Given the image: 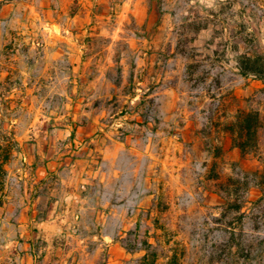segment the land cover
Listing matches in <instances>:
<instances>
[{
	"label": "rangeland",
	"instance_id": "rangeland-1",
	"mask_svg": "<svg viewBox=\"0 0 264 264\" xmlns=\"http://www.w3.org/2000/svg\"><path fill=\"white\" fill-rule=\"evenodd\" d=\"M256 55L264 0H0V264H264Z\"/></svg>",
	"mask_w": 264,
	"mask_h": 264
},
{
	"label": "trees",
	"instance_id": "trees-1",
	"mask_svg": "<svg viewBox=\"0 0 264 264\" xmlns=\"http://www.w3.org/2000/svg\"><path fill=\"white\" fill-rule=\"evenodd\" d=\"M237 68L243 76H254L264 82V55L240 56L237 60ZM230 122L224 125L226 133L229 134L232 145L238 148L242 154L248 153V151H254L258 148V135L264 128V122L261 115L257 111L241 112L230 117ZM260 159V157H259ZM263 166V171L259 175L260 180L256 183L262 188V197L259 198L254 204L258 206L264 200V158L260 159ZM245 179L248 176L244 177ZM247 181V180H246ZM239 180L229 179V185L225 196L226 208L233 210L236 214H239L240 218L246 217V212L243 211L246 201L238 197V188L230 190L229 187L239 184ZM246 191L249 188V183L245 182ZM146 254L141 259V264H153L147 262L148 248H143Z\"/></svg>",
	"mask_w": 264,
	"mask_h": 264
},
{
	"label": "crops",
	"instance_id": "crops-1",
	"mask_svg": "<svg viewBox=\"0 0 264 264\" xmlns=\"http://www.w3.org/2000/svg\"><path fill=\"white\" fill-rule=\"evenodd\" d=\"M47 169H50V168H47ZM47 169H45L44 171L47 172ZM72 171H73V170H72ZM93 174H94V177H95V178L98 177V172H93Z\"/></svg>",
	"mask_w": 264,
	"mask_h": 264
},
{
	"label": "built area",
	"instance_id": "built-area-1",
	"mask_svg": "<svg viewBox=\"0 0 264 264\" xmlns=\"http://www.w3.org/2000/svg\"><path fill=\"white\" fill-rule=\"evenodd\" d=\"M83 188V187H82Z\"/></svg>",
	"mask_w": 264,
	"mask_h": 264
}]
</instances>
